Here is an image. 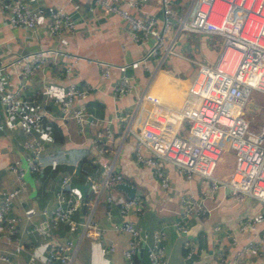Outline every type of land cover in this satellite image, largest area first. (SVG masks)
I'll return each instance as SVG.
<instances>
[{
    "label": "crops",
    "instance_id": "0c3cea01",
    "mask_svg": "<svg viewBox=\"0 0 264 264\" xmlns=\"http://www.w3.org/2000/svg\"><path fill=\"white\" fill-rule=\"evenodd\" d=\"M127 1L120 0L118 6L135 16L151 15L156 18V27L161 26L162 0L141 1L136 7ZM166 1L178 17L188 11L193 0ZM27 4L36 19L33 29L11 26L8 11L0 7V87L8 94L18 90L21 67L12 60L21 53L56 48L79 55L72 64L70 78L78 86L88 88V92L75 103L81 105L89 117L101 119L102 126L108 125L113 137L106 150L99 153L94 144L97 127L85 125L80 128L75 121L61 118L60 108L52 97L62 94L68 83L69 78L64 75V69L71 61L68 56L57 55V63H48L32 75L17 93L19 104L15 112L8 114L5 105L0 104V202L18 185L16 174L9 166L23 161V144L30 135L49 141L48 149L55 152L58 160L55 169L47 165L40 172L29 175L25 189L11 200L7 215L18 220L9 239L6 238L8 227L1 230L0 264H31V258L35 264H43L49 243L58 244L66 238L75 243L72 264H131L123 254L128 247L129 235L112 228V224L122 219L118 203L129 197L127 193L116 183L112 187L113 202L108 205L104 193L96 200L89 186L85 194L76 187L78 183L88 184V176L100 178L107 166L121 173L122 181L135 187L134 195L142 197V213L129 214L128 218L142 228L148 241L152 240L154 231L162 232L166 264H236L239 247L264 230V201L246 198L238 202L230 196L225 181L233 169L234 157L229 149L223 148L214 169L213 174L218 179L215 189L211 188V179L198 174L187 177L173 163L158 159L168 177V185L164 187L156 178L154 167L136 159L137 139L129 131L130 127L139 125L136 99L148 87L150 75L159 69L185 82L191 81L199 65L215 62L221 37L185 31L177 38L174 53L163 57L161 65L158 64L160 57L156 56L138 62L150 42L135 41L128 23L95 0H27ZM58 7H63L71 16L72 30L49 32L47 22ZM97 60L113 65L127 64L125 73L131 77L132 90L116 95L114 86L120 77L118 68L112 67L109 76L102 77ZM29 111L43 114L39 128L32 133L16 123ZM139 151L146 157L152 155L144 146H140ZM78 163L82 177L74 172ZM63 174L70 175L72 186L82 199L74 218L82 220L91 211L92 219L105 229L101 239L80 237L79 228L70 231L63 223L53 232L49 231L51 222L40 210L52 209L57 204L58 182ZM183 196H191L204 208V213L189 214L185 220L188 231L196 226L193 233H183L176 225L182 215L180 201ZM28 212H32L29 219L25 217ZM245 218L253 220V229L240 228ZM187 238L195 244L191 257L186 256L183 247ZM109 244L115 246L113 252L106 251ZM16 245H20L19 250L15 249ZM220 253L224 255V263L219 262ZM241 257L243 264H264V252L260 255L243 253ZM132 264H149L143 247L135 253Z\"/></svg>",
    "mask_w": 264,
    "mask_h": 264
},
{
    "label": "built area",
    "instance_id": "2783aa9c",
    "mask_svg": "<svg viewBox=\"0 0 264 264\" xmlns=\"http://www.w3.org/2000/svg\"><path fill=\"white\" fill-rule=\"evenodd\" d=\"M107 11L117 13L129 25L132 38L139 42H150L144 55L138 62L148 57L158 58L161 65L163 57L174 53V44L183 32L206 33L221 37V43L215 62L212 65L201 64L195 77L185 82L182 79L155 70L150 75L148 87L136 99L139 112V125L129 128L137 139L136 159L154 167L155 176L161 186L168 185V177L163 173L158 159L166 160L178 167L185 176L198 174L211 179V188L215 189L218 179L214 169L221 157L223 148L231 151L234 165L225 181L229 194L236 201L256 198L264 201V124L252 128L246 118V104L252 89L264 92V0H193L188 11L176 16L169 2L162 0V24L156 27V18L135 16L120 8V0H95ZM141 1L128 0L130 6L136 7ZM1 9L9 13L8 21L13 27L35 28L36 19L27 0H3ZM74 23L63 7H58L51 14L47 28L51 33L72 30ZM173 31L170 33V28ZM57 55L68 56L70 63L64 69L69 78L62 94L53 96L52 100L59 106L61 118L71 119L82 128L85 125L97 127L94 144L97 151L103 153L112 142L113 133L108 125L102 126L99 118L89 117L81 105L75 103L77 98H84L88 88L78 86L72 78V64L80 58L56 48H38L34 51L17 55L12 63L20 65L21 83L13 94L5 93L0 87V104L5 105L6 112L18 109L17 93L30 80L32 75L48 63H57ZM102 77H108L112 67L118 68L120 77L114 86L118 96L129 93L133 84L125 71L127 64L113 65L106 61H96ZM43 114L29 111L17 120L26 131L39 128ZM187 130L183 133L184 127ZM45 138L30 135L24 141L25 154L22 162L9 166L16 174L18 185L8 191L0 202V234L4 226L9 233L15 231V216L7 215L11 200L22 192L27 185V177L43 170L45 166L55 169L58 165L55 152L48 149ZM144 146L151 152V157L143 156L139 147ZM88 186L97 200L104 193L109 204L113 202L112 187L122 181L121 173L107 166L100 178L88 176ZM182 215L177 227L187 233L185 220L189 214L204 213V208L191 196L181 198ZM82 205V199L72 186L68 174L61 175L58 182L57 204L52 209H41L40 213L51 222L53 230L59 224H66L70 231L80 229V237L101 239L105 229L92 219L91 211L82 220H76L74 213ZM142 197L134 195L123 198L118 203V213L122 218L112 224L117 232L129 235L128 247L123 251L125 258L132 264L135 253L144 248L149 264H166L164 246L161 243V231H154L151 241L142 228L131 221L129 214L140 215L143 210ZM32 212L26 213L27 219ZM218 229V226L214 227ZM240 228H254L250 218L241 221ZM187 257L195 251L194 242L187 238L183 242ZM16 250L20 245L15 246ZM75 243L65 239L55 244L49 243L43 264H72ZM115 246L107 245L106 251L113 252ZM264 252V230L255 233L243 243L237 254L236 264L242 263V254L260 255ZM5 258V257H1ZM220 263L224 255L220 253ZM31 264H35L31 258ZM113 264V263H107Z\"/></svg>",
    "mask_w": 264,
    "mask_h": 264
},
{
    "label": "rangeland",
    "instance_id": "374dc122",
    "mask_svg": "<svg viewBox=\"0 0 264 264\" xmlns=\"http://www.w3.org/2000/svg\"><path fill=\"white\" fill-rule=\"evenodd\" d=\"M245 115L250 121L251 127L254 129L264 124V92L258 89L251 90V94L246 104ZM186 130L187 126L184 127L183 133H185Z\"/></svg>",
    "mask_w": 264,
    "mask_h": 264
},
{
    "label": "water",
    "instance_id": "95a60500",
    "mask_svg": "<svg viewBox=\"0 0 264 264\" xmlns=\"http://www.w3.org/2000/svg\"><path fill=\"white\" fill-rule=\"evenodd\" d=\"M74 172L79 177L83 176L82 173H81V170H80V163H78L76 165V168H75ZM76 187L82 194H85V192H86V190L88 188V184H86V183H84V184L78 183L76 185ZM117 187H119L120 189L124 190L129 197H132L135 194V187L133 185H131L130 183H127L125 181L118 182L117 183ZM195 228H196V226L194 225L193 227H191V229L188 231V233H193Z\"/></svg>",
    "mask_w": 264,
    "mask_h": 264
},
{
    "label": "trees",
    "instance_id": "16d2710c",
    "mask_svg": "<svg viewBox=\"0 0 264 264\" xmlns=\"http://www.w3.org/2000/svg\"><path fill=\"white\" fill-rule=\"evenodd\" d=\"M84 198H86V199H87V196H84Z\"/></svg>",
    "mask_w": 264,
    "mask_h": 264
}]
</instances>
